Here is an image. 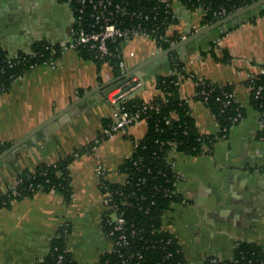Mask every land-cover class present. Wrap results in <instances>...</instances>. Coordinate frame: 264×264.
Wrapping results in <instances>:
<instances>
[{
    "label": "crops",
    "instance_id": "obj_1",
    "mask_svg": "<svg viewBox=\"0 0 264 264\" xmlns=\"http://www.w3.org/2000/svg\"><path fill=\"white\" fill-rule=\"evenodd\" d=\"M44 5L49 10H61L64 28L73 24V15L63 1L57 6L48 1ZM171 7L177 23L167 32L169 38L178 35L187 39L208 27H202L205 12L201 8L189 10L180 2ZM251 13L146 66L138 73L144 75L143 88L130 98L151 102L162 96L157 79L177 74L175 65L181 64L185 74L179 76L178 94L186 101L199 133L217 135L219 124L197 98L193 77L232 87L235 101L244 111L243 119L231 128L227 138L217 139L210 153H170L181 201L165 215L164 226L174 234L190 264H203L211 256L231 261L241 243L264 249V138L261 115L251 104L247 83V76L258 74L264 63V15ZM36 22L41 27L38 34L53 36V43L61 45L69 40V28L66 34L60 28L51 31L41 15ZM23 41L1 36L0 46L8 56L9 52L15 56L41 40L31 39L28 48ZM123 49L126 67L122 74L162 52L145 37L130 41ZM116 78L108 63L99 66L68 52L55 67L30 69L8 90L0 91V197H8L24 172L55 165L68 157L72 187L70 201L51 191L11 199L8 205L0 206V264H44L53 240L65 226L69 230L67 249L74 264H101L105 255L113 253V240L103 225L109 208L97 175L98 165L103 166L104 181L124 185L127 174L122 166L131 157L135 143L147 134V123L142 121L126 134L93 146L100 139L103 123L116 109L109 98L118 90L109 98L101 93L88 96ZM42 126L45 128L28 138ZM24 139L27 141L19 145Z\"/></svg>",
    "mask_w": 264,
    "mask_h": 264
},
{
    "label": "trees",
    "instance_id": "obj_2",
    "mask_svg": "<svg viewBox=\"0 0 264 264\" xmlns=\"http://www.w3.org/2000/svg\"><path fill=\"white\" fill-rule=\"evenodd\" d=\"M189 10L201 8L205 12L202 27L216 24L237 11L251 6L257 0H179ZM134 9L144 14L151 12L155 14L148 22H143V26L149 32L156 27L159 30L151 38L157 40V45L162 51L168 50L173 43L180 42L178 35L168 38L169 42L160 41L161 37L177 23L172 7H167L160 0H134ZM147 8V10H146ZM225 10L226 16H215L216 12ZM259 16L264 15V8L256 11ZM253 13H248V15ZM133 20H136L133 19ZM137 22V21H135ZM47 41H36L31 44L29 52L39 54L36 57L20 52L15 66L8 64L9 56L0 46V91H6L12 82L24 75L32 65H42L49 60H58L62 55L57 53L52 56L50 51H45ZM60 45H56L58 50ZM120 47V42L113 46V50ZM213 49V48H212ZM78 54L87 60H92L99 66L108 63L113 69L115 77L122 75L119 53L114 51L113 56L107 58H97L94 53L87 49H80ZM177 74L157 79V89L162 96H158L151 101L153 109L149 110L143 118L147 123V134L145 138L137 144L131 157L127 159L122 171L127 174V181L124 185H113L101 178V189L104 194H112V204L116 205L119 215L126 220L125 232L129 236V246L121 248L119 251L114 247L110 255L102 258L101 264H189L184 258L174 234L164 226V217L171 211L172 205L181 201L180 195L176 191L178 175L173 165L169 162L170 153H178L199 156L210 153L213 150L217 139L228 136L231 128L236 125L234 119L244 111L236 101L227 108H224L222 101L223 92H234L230 86L220 87L205 80L195 77L196 93L198 99L204 101L207 107L215 115L219 132L214 136L202 135L199 133L195 119L186 103L178 94L179 76L184 75L182 65L177 64ZM250 89V81H247ZM256 85L264 86V75L255 76ZM209 92L207 101L201 96V92ZM251 104L259 111L261 121L264 122V90L260 99H255V90L251 89ZM144 101L135 98L124 101L121 108L129 111H136L142 107ZM110 119L103 123V127L108 125ZM226 129V132H224ZM264 138V128L261 131ZM99 141H103L101 135ZM97 145L94 143L93 146ZM94 147H92L93 149ZM90 149V148H89ZM80 154V153H79ZM77 156H80V155ZM75 155H73L74 157ZM71 158L52 165L39 166L33 172H24L19 177V183L8 197H0V206L8 205L11 199H21L36 194L31 191V186L42 187V192L56 191L64 195L67 201L71 200L72 187L68 166ZM107 188V189H105ZM110 213V212H109ZM107 213L103 218L104 229L107 233L112 230L105 223ZM68 229V228H67ZM62 228L57 237L52 242V247L44 264H60L59 256L64 254L67 248L66 240L69 233H64ZM69 231V230H68ZM135 231L133 235L132 232ZM116 234L112 240L117 239ZM55 248H58L56 251ZM214 256L209 257L203 264H212ZM62 264H74L69 252L65 256ZM216 264H264V249L253 243H241L235 250V256L231 261L218 259Z\"/></svg>",
    "mask_w": 264,
    "mask_h": 264
},
{
    "label": "built area",
    "instance_id": "obj_3",
    "mask_svg": "<svg viewBox=\"0 0 264 264\" xmlns=\"http://www.w3.org/2000/svg\"><path fill=\"white\" fill-rule=\"evenodd\" d=\"M63 1L67 6H70L72 14L75 18L73 26L69 28V40L61 44L60 47L55 49L56 43L47 42L45 46V51H50L52 56L60 53L64 55L68 52H76L80 49H87L94 53L97 58H107L111 57L114 54V51L119 53V56L122 57L120 61V68L122 70L125 69V53L123 49V45L129 43L132 40L145 37L152 39L156 44L157 40L151 38L152 32L154 34L159 30L158 27L154 28L152 32L146 30L143 26V23L138 21L142 20L143 22H148L150 17L155 14V11L152 9L151 12L143 13L142 11H135L134 9V0H58ZM260 1V0H257ZM167 7H171L172 3L179 2V0H160ZM147 10V8H146ZM215 16L224 17L226 16L225 10L220 12H216ZM176 17V16H175ZM136 20H133L135 19ZM137 21V22H135ZM168 32V31H167ZM167 32L165 37H161L160 41L169 42ZM181 40L186 39V37L180 38ZM120 42V47L113 50V46ZM159 51H162L161 48L158 47ZM26 54H30L33 57L38 56L37 53H31L28 51ZM131 56H134V53H131ZM19 56H10L8 60V64L10 67L16 65L15 62L18 60ZM57 64V60H49L44 62L42 65H49L51 67H55ZM40 65H32L30 69H34ZM29 69V70H30ZM256 75H264V63L260 65V72L258 74H249L247 76L248 81H250L251 89L255 90V99H260L261 93L264 90V86L256 85L255 76ZM131 83H136V86L133 88V91H137L142 88L141 83L138 79L132 80ZM128 83L127 85H129ZM196 84V83H195ZM117 91V90H116ZM115 92V91H114ZM112 92V93H114ZM119 93V90H118ZM131 92L122 95L121 97L116 98L115 93L112 97H108L110 102L113 104H118L122 99H124ZM199 94L196 93V96ZM201 96L204 97V100L207 101L209 92L202 91ZM218 101H222L224 108L230 107L235 102V94L234 92H223V99ZM204 102V101H203ZM124 103V102H122ZM121 103V105H122ZM116 107L113 111L110 122L105 127L101 129V137L103 141L111 139L113 136L117 134H126L127 130L146 120L143 118L144 115L147 114L149 110L153 109V105L151 102H144L141 108L136 111H129L124 108ZM241 119V115H238L233 121L234 123H238ZM262 129L264 128V122L261 121ZM226 132V129H224ZM226 136L223 137L225 139ZM101 140H96L97 144H100ZM137 145H134V149ZM133 149V151H134ZM97 175L99 177H103V166L101 163L98 165ZM31 191L42 192V187L38 186V188L30 187ZM107 189V188H105ZM13 194L14 190H13ZM106 202L109 208V215L105 219V223L112 228L109 232L108 236L112 239L116 234H118L117 239L113 241L114 247H117L119 251L121 248L129 246L128 235L125 232L126 220L119 215L118 208L116 205L112 204V194L107 191ZM64 233L67 234L69 231L67 226L64 227ZM135 234V231L132 232ZM56 251L58 248H55ZM68 253V249H64V254L59 256L58 262L60 264L65 262V256ZM218 259H212L211 263L216 264ZM190 264V263H189Z\"/></svg>",
    "mask_w": 264,
    "mask_h": 264
},
{
    "label": "water",
    "instance_id": "obj_4",
    "mask_svg": "<svg viewBox=\"0 0 264 264\" xmlns=\"http://www.w3.org/2000/svg\"><path fill=\"white\" fill-rule=\"evenodd\" d=\"M46 1L51 3L53 6L59 5L58 0H0V37L13 36L16 40L22 42H24L23 40H25L26 41L25 48H28L29 46L28 42L31 39H37V40L39 39L41 41H47L53 43L52 42V39L54 38L53 36L47 37L45 35L38 34V30L41 29V27L38 28V24L36 21L38 19V16L40 15L43 16L44 20L46 21L45 22L46 27H48L49 29L50 27L52 28L50 29L51 31H54L53 28H60L66 34L67 29L71 28L73 24H70L68 26L66 25L64 28L65 21L59 17V13L61 10L55 7H52L49 10L50 7L48 5H44ZM260 8H264V0H260L251 6L243 8L237 11L236 13L228 16L227 18L217 22L216 24L205 27L201 31L192 35L191 37L184 39L183 41L175 45H172L168 50L160 52L151 60L137 66L136 69L129 70L123 73L121 76L117 77L116 79L108 81L99 89H95L88 97H91L95 93H101L105 98H108L109 94H111L116 90H119V93H117V95L115 96L116 98H118L121 97L122 95L131 92L118 104H116V107H120L122 102L127 101L128 99L132 98L134 95H136L142 90L144 84V75L138 73L142 72L146 66L161 59L164 56H167L171 52L186 46L188 43L197 40L202 35L208 34L211 30L217 27H224L229 22L241 21L242 17H245L249 12L257 11ZM40 10H44V11H40ZM68 11L72 13L70 6H68ZM74 21L75 18L73 16L72 22L74 23ZM25 48L22 50H25ZM9 56H12L11 52H9ZM134 79H138V81L142 85V88L132 92L133 88L136 86V83H131L132 80ZM128 83L130 84L127 85ZM86 98L87 97H84L83 99L78 101L75 105H78ZM45 126L38 128L36 131L31 133L28 138H31L37 132L44 129ZM25 141L27 140L24 139L23 141H20V143L18 144L20 145Z\"/></svg>",
    "mask_w": 264,
    "mask_h": 264
}]
</instances>
